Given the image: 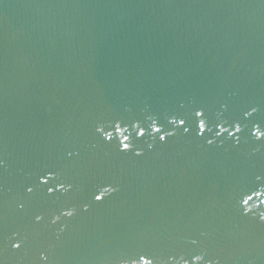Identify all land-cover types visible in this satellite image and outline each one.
<instances>
[{
	"label": "water",
	"instance_id": "water-1",
	"mask_svg": "<svg viewBox=\"0 0 264 264\" xmlns=\"http://www.w3.org/2000/svg\"><path fill=\"white\" fill-rule=\"evenodd\" d=\"M262 215L264 0H0V264H264Z\"/></svg>",
	"mask_w": 264,
	"mask_h": 264
},
{
	"label": "snow or ice",
	"instance_id": "snow-or-ice-1",
	"mask_svg": "<svg viewBox=\"0 0 264 264\" xmlns=\"http://www.w3.org/2000/svg\"><path fill=\"white\" fill-rule=\"evenodd\" d=\"M195 115L197 117H202L204 114L202 112H197V113H195ZM180 124H184V120H180ZM199 127H200L201 132H203V130H204V121H203V119L200 120ZM154 130L157 131V132L160 131V129H158V128L157 129H154ZM113 131L114 132H120L121 131L120 125L119 124L113 125ZM125 131H126V129H125ZM222 131H223V129H222ZM237 131H239V129H237ZM134 132H135V134H138L140 136H143L144 135V129L143 128H139L138 130H134ZM107 138L109 140L113 139L112 133H108L107 134ZM128 139H129V137L127 135H124L123 136V140L124 141H127ZM161 139H163V137H161ZM121 143H123V141H121ZM123 147L124 148H127L128 147V144H123ZM28 190L31 191V189H28ZM49 191H51V189H49ZM98 199H99V197H98ZM251 199H252V197L249 196L247 200H244V204H248L249 200H251ZM261 218L264 219V215H262ZM17 247H19V245H17ZM140 259L141 260H144V264H150V261L144 259L143 256H141Z\"/></svg>",
	"mask_w": 264,
	"mask_h": 264
}]
</instances>
